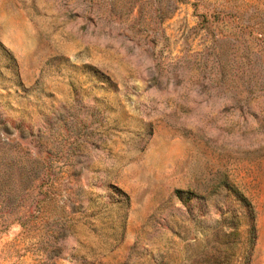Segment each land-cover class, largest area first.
<instances>
[{
  "label": "rangeland",
  "instance_id": "374dc122",
  "mask_svg": "<svg viewBox=\"0 0 264 264\" xmlns=\"http://www.w3.org/2000/svg\"><path fill=\"white\" fill-rule=\"evenodd\" d=\"M0 264H264V0H0Z\"/></svg>",
  "mask_w": 264,
  "mask_h": 264
}]
</instances>
